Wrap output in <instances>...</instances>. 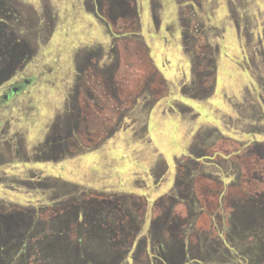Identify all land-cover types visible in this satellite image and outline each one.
<instances>
[{
	"label": "rangeland",
	"instance_id": "1",
	"mask_svg": "<svg viewBox=\"0 0 264 264\" xmlns=\"http://www.w3.org/2000/svg\"><path fill=\"white\" fill-rule=\"evenodd\" d=\"M5 2L12 12L23 6L38 18L30 54L55 81L33 85L0 110V264H258L256 252L236 251L244 248L241 237L255 236L239 221L246 216L242 222L264 225V212L239 205L238 216L233 204L231 224L216 226L217 234L233 238L231 262H221L211 253L214 240L196 232L204 205L192 179L235 182L240 170L231 168L232 159H201L212 142L228 146L229 137L254 129L264 142V0H101L103 25L84 0ZM86 57L105 83L129 94L111 118L117 130L92 156L24 160L48 143L64 150L67 136L82 131L71 83ZM164 97L172 104L163 108ZM176 106L184 112L172 118L185 113L189 128L174 134L164 110ZM197 111L204 119L212 113L216 124L191 131L187 117ZM178 134L190 157L177 165L169 157ZM33 188L41 191L32 196ZM48 202L63 211L41 216ZM253 230L264 237V229ZM103 235L108 243L92 240ZM192 237L198 244L189 246L194 257L186 260ZM89 246L94 251L82 250ZM97 247L110 253L102 259Z\"/></svg>",
	"mask_w": 264,
	"mask_h": 264
},
{
	"label": "flooded vegetation",
	"instance_id": "2",
	"mask_svg": "<svg viewBox=\"0 0 264 264\" xmlns=\"http://www.w3.org/2000/svg\"><path fill=\"white\" fill-rule=\"evenodd\" d=\"M5 1L7 0H0V110L5 109L13 97L27 96L33 85L39 83L53 84L55 81V78L50 77L48 73L47 75L46 73H40L38 67L34 64L33 55L30 54V52L32 50L34 51V49L36 50L37 47L35 35L38 18L34 19L33 16L28 14V11L23 6L20 7L21 9L19 13L12 12L10 4H7ZM84 1H86L85 5H88L87 2H89V10H97V12L92 13L95 16L97 23L103 25V19L101 18L102 14L100 12V8L103 6L101 0ZM43 14L44 18L42 24L47 30H49V32H51L52 23L48 19V14ZM91 57L92 56H90V58ZM9 60H12L13 63ZM87 60L86 57L80 70V75L71 83L76 101L79 103V108L76 110V122H78L79 119V127L82 128V131H79L76 137H73L70 134L67 136L65 141L66 147L64 150H57L54 148V144L48 143L45 145V149H40L34 154L32 153L31 155H34V157L23 155L24 160L30 159L36 162L55 164L57 160L71 156L72 158L92 156L94 153L93 151L99 147L101 148L105 140L117 130L118 125L112 126L114 121L111 123V118L114 120V115L119 110L118 106H120L121 98L128 100L129 94L123 92L120 95V92L115 85L105 83L103 76L94 68L92 63L93 60ZM168 71H170V69H165L162 70V73H167ZM182 98L186 99L187 97ZM185 99L180 100V102H184ZM158 100L162 99L159 98ZM187 100L188 99H186V101ZM210 100L211 99L208 101ZM163 102V108L165 104H172V100L169 97H164ZM184 103L187 104L186 102ZM176 108L177 110L172 109V107L169 109L165 108L164 113L172 118L174 114H176L177 117V114L179 115V113L184 112V110L179 109L177 106ZM30 110L31 108L29 107L26 112H29ZM197 113V117L194 115L187 117L190 118L187 119L188 125L192 124L191 131H198L200 126L203 125V122L216 124L212 113L210 117L205 119L204 114H200L199 111H197ZM26 114L28 113H24V115ZM184 114L180 115V117L178 116L176 120L173 118V120H167V125L169 124L173 128L172 133L175 134L179 131L178 128L181 129L184 126L186 128L188 127L184 124L186 121ZM256 130L257 129H254V131L250 133L245 131L246 133H242L233 138L229 137L228 140L230 144L228 143V146L224 145L225 148L223 145H217L214 141L211 145L207 146L208 148L212 147L209 149L208 154L201 156L203 157L201 158L202 160L208 161H212L216 159V157L221 159H232L229 162L232 166L231 168L234 169L237 167L240 170L236 171L234 174L235 182L226 184L225 181H222L224 179L212 178L204 174H198L192 179L195 180V192L200 195L198 198L204 205L202 214L200 212V214L198 213L199 216L195 227L196 232L200 235H204L203 239L205 241L214 240V247L211 249V253L215 259H218L221 262H231L229 259V256H231L229 251H233L230 248L232 247L230 241L233 238H226L220 233V235L217 234L216 226L223 225V223H226L227 225L229 223L231 224L230 218L233 215L230 211L233 204L238 203L237 206L235 204L236 207H234L235 214L238 216H240L237 212L239 205H249L254 208L255 213H259L260 215L264 212V142L263 140H260V134H258L259 136L255 134ZM171 136L174 137L172 134ZM173 140L174 141L172 142H174V145L172 149L176 148V150L169 158L172 162L177 164L179 163L178 161L190 157V155H186L185 148L188 144L183 142L180 134L175 136V139ZM68 141H70V143L67 145ZM183 143L185 144L184 148H182ZM230 147L232 149H230ZM172 149H170V151ZM259 149L263 150V152L259 153ZM252 153H255L257 157L249 156ZM254 159L255 161L252 162ZM21 162L26 165L25 161L22 159ZM179 168L181 167L178 166V169ZM30 191L32 192V196H34L41 190L39 188H33ZM59 211L63 210L57 209L54 203L48 202L46 205L44 204L40 213L41 216L43 215L44 217L45 215L50 218L52 216L54 217ZM260 215H254V218L258 219ZM240 217H242L239 221L240 228L246 229V234L255 236H245L243 238L237 237V240L240 238V240L243 241L242 245H244V248L236 251L241 254L246 250L249 255H254L253 253L256 252L260 257L258 264H263L264 257H262V254L264 253V237L259 236L260 232L257 233V231H254L253 229H260V231H262L261 229H264V225L262 223H257L258 221H253L250 224L242 222L245 220L244 217L246 216ZM93 234H100V232L95 231ZM100 237L101 236L94 237L92 240L100 239L102 242L108 243V237H105L104 235L102 238ZM198 238H200V236H198L197 239ZM82 242L80 241L78 243L82 244ZM196 243L198 244V242H195L194 237L187 242L186 245L188 248L183 252L186 260H188L189 257H194L189 246H193ZM215 243L219 244L220 249L215 247ZM82 250L87 252L94 251L93 246L82 248ZM97 250L102 259L110 253L109 247L108 252L106 253L102 252L98 247ZM96 257L98 258V255H96ZM208 257L211 256L208 255Z\"/></svg>",
	"mask_w": 264,
	"mask_h": 264
}]
</instances>
